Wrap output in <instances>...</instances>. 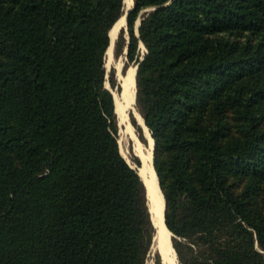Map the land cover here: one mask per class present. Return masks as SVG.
I'll return each instance as SVG.
<instances>
[{"label": "trees", "instance_id": "obj_1", "mask_svg": "<svg viewBox=\"0 0 264 264\" xmlns=\"http://www.w3.org/2000/svg\"><path fill=\"white\" fill-rule=\"evenodd\" d=\"M132 1L114 52L137 65L179 264H264V0ZM124 3L0 0V264H147L105 69Z\"/></svg>", "mask_w": 264, "mask_h": 264}, {"label": "rangeland", "instance_id": "obj_2", "mask_svg": "<svg viewBox=\"0 0 264 264\" xmlns=\"http://www.w3.org/2000/svg\"><path fill=\"white\" fill-rule=\"evenodd\" d=\"M124 2L125 3H124L123 17L125 18V12L133 6V1L131 3H126V1L124 0ZM121 29L124 30V33L126 35V21L125 20H124V23H121L116 30L115 38H114L113 44H112L111 53H106V55H105V69H106L107 74L110 73L111 71L114 72V76H115L117 83L119 84V87H120V89L118 91L116 89L112 90L114 103L116 105L115 111H116V115H117V119H118V126H119L118 144H119L120 153L133 167H136L137 169L140 170V168L142 167V163H141L142 159H141L140 153L142 151L145 152V150L149 148V141H148L149 132L147 130L148 135H146L142 125H140L138 123L137 115L139 117H141V116L136 111L134 101H133V105L126 106V102H125L126 99L124 97V93H125L124 86L126 84L125 80H126V76L129 74V71L131 69H134V71H135V66H133L132 64H129L126 67H124L125 63H126L125 62V56L124 55H121V56L115 55L114 45H115L116 38H117ZM140 47H141V53H143V51H144L143 47L142 46H140ZM134 95H135V78H134ZM141 120H142L143 126H145V124L143 123L142 117H141ZM136 126L139 127V129L141 131L140 132L141 136L145 140L144 142H142L139 139V134L137 132ZM149 137H150V135H149ZM150 139L152 140L151 137H150ZM152 148H153V140H152ZM151 154H152V150H151ZM130 155H134V156L138 155L139 156V158L136 156L140 162V165L138 167L131 163ZM156 178H157V176H156ZM148 208H149V206H148ZM155 235H156V232H155ZM169 243H170L172 250L174 251L173 246H172V236L169 237ZM174 253H175V251H174ZM155 255L158 256L160 264H171L169 259L163 255L158 243L156 242V240L154 238L153 243H152V247H151V251H150L149 257L147 259V264H155ZM175 258H176V264H179L177 257H176V254H175Z\"/></svg>", "mask_w": 264, "mask_h": 264}, {"label": "bare ground", "instance_id": "obj_3", "mask_svg": "<svg viewBox=\"0 0 264 264\" xmlns=\"http://www.w3.org/2000/svg\"><path fill=\"white\" fill-rule=\"evenodd\" d=\"M126 3H131L132 0H125ZM125 18L122 16L117 24L111 29L110 31V45L106 51V53H111L112 51V44L113 40L115 38L116 30L118 26L121 23H124ZM134 78H135V71L134 69H131L129 71V74L126 76V84L124 86V97L126 99V106L133 105L134 101ZM115 104V103H114ZM116 106V105H115ZM119 112V111H118ZM124 112V111H123ZM126 117V116H125ZM137 120L140 125H142L145 134L148 135L147 129L142 124L141 117L137 115ZM148 141H149V148L145 150V152H141V161H142V167L139 170V174L143 178V182H145L147 186V197H148V206L149 211L151 214V219L155 228V240L158 243L163 255L167 257L171 264H176V258L175 254L171 249L170 243H169V237L170 232L165 226V223L163 222V209H164V201L162 193L159 189L157 179L155 176V172L152 167V140L150 139L148 135Z\"/></svg>", "mask_w": 264, "mask_h": 264}, {"label": "water", "instance_id": "obj_4", "mask_svg": "<svg viewBox=\"0 0 264 264\" xmlns=\"http://www.w3.org/2000/svg\"><path fill=\"white\" fill-rule=\"evenodd\" d=\"M133 7H131L130 9H128L126 12H125V21H126V16H127V14L130 12V10L132 9ZM154 8H152V9H150V10H153ZM139 25V21H138V24H137V26ZM109 39H110V37H109ZM136 69H137V65L135 66V74H136ZM135 93H136V89H135ZM134 105H135V95H134ZM143 123H144V120H143ZM148 130V129H147ZM150 135V134H149ZM151 137V136H150ZM153 145H154V143H153ZM153 152H154V148H152V167H153ZM135 156H137L138 158H139V156L138 155H135ZM141 160V159H140ZM141 163H142V161H141ZM153 170H154V167H153ZM137 173H138V175L140 176V174H139V169H137ZM140 178H141V176H140ZM141 180H142V182H143V179L141 178ZM157 183H158V179H157ZM143 184H144V186H145V190H146V197H147V186H146V184H145V182H143ZM159 184V183H158ZM159 186V185H158ZM147 201H148V197H147ZM163 201H164V198H163ZM164 210H165V202H164V209H163V222L165 223V221H164ZM150 213V212H149ZM150 217H151V215H150ZM152 221V220H151ZM171 234V233H170ZM170 236H172L173 237V235L171 234Z\"/></svg>", "mask_w": 264, "mask_h": 264}]
</instances>
